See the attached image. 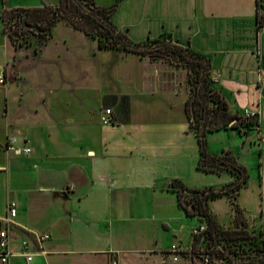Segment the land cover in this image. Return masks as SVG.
<instances>
[{
	"label": "crops",
	"instance_id": "crops-1",
	"mask_svg": "<svg viewBox=\"0 0 264 264\" xmlns=\"http://www.w3.org/2000/svg\"><path fill=\"white\" fill-rule=\"evenodd\" d=\"M60 2L0 0V229L9 223V254L0 264H27L22 240L30 264H203L191 234L202 220L184 211L170 182L218 189L235 176L198 167L186 85L145 56L100 48L65 19L38 47L16 46L3 30L4 8ZM93 2H117L110 20L133 42L167 38L207 57L229 111L258 115L251 127L206 133L211 154L230 151L248 173L234 198L210 199L208 207L220 227L244 226L264 238V24L257 27L264 0ZM105 109L109 123L101 121ZM172 245L194 254L164 258Z\"/></svg>",
	"mask_w": 264,
	"mask_h": 264
},
{
	"label": "trees",
	"instance_id": "trees-1",
	"mask_svg": "<svg viewBox=\"0 0 264 264\" xmlns=\"http://www.w3.org/2000/svg\"><path fill=\"white\" fill-rule=\"evenodd\" d=\"M259 4V2H257ZM73 5L79 11L78 20L65 18L59 14L61 8ZM89 6L85 9V6ZM117 2L108 7L96 6L93 0H61L56 7L42 5L40 7H11L4 8L2 12L3 30L8 34L11 41L16 46L29 45L30 36L23 35V30L36 27L37 37L41 43L50 34L55 22L64 19L76 27H83L87 33L97 38L100 48H122L134 52L140 56L159 58L172 56L182 60L188 69L189 81L195 86L190 88V92L185 100L184 111L188 118L190 128L196 133L199 141V161L198 167L216 173L229 171L234 174L235 179L230 184L218 189L212 187L189 188L180 180L174 179L170 182V188L177 192L180 206L188 215H197L202 222L207 224L205 238L203 242L207 244H217L221 247L224 259L238 261L242 264L264 263V238L260 235L249 232L244 226L237 225L234 229H224L220 227L211 214L208 201L219 196L227 195L234 198L238 189L248 178L247 169L238 163L236 157L230 151L221 154H211L207 150L206 133L221 128H248L258 124L255 118H245L238 114L231 113L228 103L221 92L212 85L213 78L210 74V60L188 47L178 45L170 39H147L143 42H133L127 35L119 30L110 20V16L116 9ZM7 12L9 13L7 15ZM50 13L58 14V17H50ZM14 18V20H13ZM87 20V23L84 21ZM90 23L105 30V36H98L93 33ZM264 24V13H260L257 6V27L260 29ZM92 26V25H91ZM32 30L31 35L34 34ZM21 37V38H20ZM236 218L241 221L242 212L235 205ZM200 238L194 237L197 244ZM237 241V242H236ZM239 241H243L240 243ZM229 242H236L237 247L225 250ZM239 242V243H238ZM248 251L249 254L241 258H233L230 255H238L240 252ZM255 251V254L252 252ZM260 252V253H259ZM247 253V252H245Z\"/></svg>",
	"mask_w": 264,
	"mask_h": 264
},
{
	"label": "built area",
	"instance_id": "built-area-1",
	"mask_svg": "<svg viewBox=\"0 0 264 264\" xmlns=\"http://www.w3.org/2000/svg\"><path fill=\"white\" fill-rule=\"evenodd\" d=\"M6 84L5 82V76L2 72H0V87L4 86ZM243 117L245 118H255L258 121V115L255 112L245 110L243 113ZM101 121L103 123H109L111 122V110L105 109L103 114L101 115ZM16 141L15 137H11L8 139V144H14ZM23 151L25 153H28L30 149L28 147H24ZM8 210V216L10 218L14 217L16 215V203L14 201H9L7 205ZM207 230V224L205 222H201L197 226L193 227L191 230V234L193 237H199L200 240L197 243V249L196 254L198 257L201 258L203 264H221L224 262V255L221 250V247L217 244H207V242H203L204 240V234ZM48 234H43L42 238H48ZM8 246H9V223L5 226L1 227L0 229V259L2 262H5L7 260V256L9 254L8 252ZM220 250V251H219ZM21 252L26 257L27 264H30L32 260V252L28 251V242L26 240H22L21 242ZM194 254V249L190 250H182L178 245H172L167 252L163 254L164 258H170L173 261H176L180 256L187 255L192 256ZM115 264V263H114Z\"/></svg>",
	"mask_w": 264,
	"mask_h": 264
},
{
	"label": "rangeland",
	"instance_id": "rangeland-1",
	"mask_svg": "<svg viewBox=\"0 0 264 264\" xmlns=\"http://www.w3.org/2000/svg\"><path fill=\"white\" fill-rule=\"evenodd\" d=\"M84 6H85V9L89 8V6H86V5H84ZM8 14L9 13L7 12V15ZM59 14L63 15L65 18H70L72 20H78V17H79V11L71 4L62 7L61 11H59ZM49 15H50V17H58L57 16L58 14H56V13H54V14L50 13ZM13 20H14V18H13ZM84 22L87 23V20H85ZM90 28L92 29L93 33H95L96 35L101 36V37L105 36V30H103V28H101L99 26H95L93 23H90ZM32 30H34L33 35L30 34V32ZM37 31H38V29L36 27H33V28L24 29L22 32L23 35L30 36L31 41H30L29 45L32 47H38L41 44L39 37H37V35H36ZM145 57L150 62H152L154 65L159 67L163 71L164 76H170L171 79L175 78V79H177L178 82L180 81V84L184 83L188 89V92H190V88H193L195 86V83L193 81L190 82L188 80L189 76H188L187 65L182 60L178 59L177 57H172V56L171 57L170 56H166V57L164 56V57H159V58H150L147 56H145ZM216 204L219 207H221L223 205V203L221 201H218ZM236 242H229L227 244L228 246L227 247L225 246V250H228L229 248L233 249L235 246L237 247V245H235V244H237ZM239 242L242 243L243 241H239ZM245 252H247V253H245ZM247 254H249L248 251H244V252H240L236 256L235 255H230V256L233 258H241L242 256L247 255ZM252 254H255V251L252 252Z\"/></svg>",
	"mask_w": 264,
	"mask_h": 264
}]
</instances>
